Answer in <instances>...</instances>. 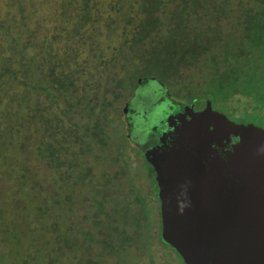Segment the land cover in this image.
<instances>
[{"label": "trees", "instance_id": "obj_1", "mask_svg": "<svg viewBox=\"0 0 264 264\" xmlns=\"http://www.w3.org/2000/svg\"><path fill=\"white\" fill-rule=\"evenodd\" d=\"M45 1L51 4L49 16L38 13L36 0H8L7 6L15 8L10 12L14 19L10 23L9 14L3 17L0 12V103L6 106L0 111V170H7L6 175L15 171L14 184L20 187L16 196L23 197L13 205L19 213L17 222H12L16 224L13 230L0 218L3 245L0 264H7L3 250L8 246L15 247L17 254L26 251L23 264L38 263L34 253L29 252L34 241L24 246L21 241L24 229L19 228L18 222L26 224L28 231L34 230L36 220L39 224L35 231L39 226L47 231L52 229L48 223L51 209L73 202L68 183L86 186L89 182V172L81 169L74 153L72 159L65 156L64 133L69 132L78 143L85 142L82 139L85 133L91 140L107 142L108 113H117L114 105L120 98L127 100L153 83L161 85L171 99L188 105L223 107L229 111L250 105L259 108L264 118V0ZM224 20L231 21L224 25ZM117 66L116 72L124 70V73L120 76L113 73L116 75L111 77V69ZM87 68H92L93 74L100 70L111 77L110 86L100 97L89 96L92 84L83 79ZM41 95L53 103H59L55 97L64 100L67 109L61 113L66 118L52 114ZM70 112L78 114L83 122L74 123ZM78 129L82 133L78 134ZM121 138L128 139L123 134ZM35 146L39 147L38 155L48 160V169L54 171L53 183H64L67 189L64 200L56 196L57 192L50 196L49 186L40 183L44 178L32 180L36 173L25 165L30 158L26 157L24 163L16 162L17 157L25 156ZM118 153L125 157V153ZM143 160L152 177L145 176L147 190L133 186V198L140 208L133 207L132 213L129 207L114 206L111 212H105L107 195H101L100 199L95 198L101 213L95 227L97 235H103L102 240L88 232L84 236L112 252L123 250L133 242L119 228L128 224L129 214L134 219L133 225L141 228L139 217L148 222L151 213H157L153 221L155 233L151 234L150 223L144 226L143 239L149 257L153 260L152 245L157 242L179 264H185L178 252L162 239L155 172L145 155ZM88 185L93 187L91 183ZM92 195L94 198L95 194ZM116 214L119 219L113 218ZM28 215L35 217L31 220ZM62 234L59 236L63 237L66 250L75 255L77 245L68 234ZM135 235L134 239L139 235L137 242L141 232Z\"/></svg>", "mask_w": 264, "mask_h": 264}, {"label": "water", "instance_id": "obj_2", "mask_svg": "<svg viewBox=\"0 0 264 264\" xmlns=\"http://www.w3.org/2000/svg\"><path fill=\"white\" fill-rule=\"evenodd\" d=\"M158 92L143 150L163 241L185 264H264V128Z\"/></svg>", "mask_w": 264, "mask_h": 264}, {"label": "rangeland", "instance_id": "obj_3", "mask_svg": "<svg viewBox=\"0 0 264 264\" xmlns=\"http://www.w3.org/2000/svg\"><path fill=\"white\" fill-rule=\"evenodd\" d=\"M36 1L38 2V5L36 6L38 13L41 11L44 15H48L51 11V4L48 3L49 1H45V3H43L44 0ZM7 3L8 0H0V12L3 17L9 14L7 20L10 23V21L12 22V20H14L12 16L13 13L10 14V12H12L15 8L11 9L7 6ZM230 21L231 20H224L223 24L226 25ZM30 52L31 51L29 50V53ZM110 53L111 51L108 52V54ZM30 56H35V54H30ZM117 70H119L118 66L115 67L114 70L111 69L110 74L118 73L117 75L113 74L111 77L115 75L120 76L124 73V70L116 72ZM93 73L94 70L92 68H87V70L83 73V79L88 80V82H90L89 84H92V87L88 90L89 96L100 97L103 93H105L106 86H110L111 77L100 70L95 74ZM157 86L158 89H163L161 85L157 84ZM145 89L146 90H144V92L147 94H153L157 91L153 83L147 85ZM124 93L126 95L128 94L127 91H124ZM154 96L155 97L152 99L155 102L159 101L160 98L163 97L161 96V92H158ZM55 99H57L59 103H53L52 100L47 99V96L44 97V95H41V100H44L50 107V112L52 114H58L66 118L65 115L61 113L63 110L67 109L65 101L59 100L57 97H55ZM126 103V98H120L114 105V108H117V113H112V111H109L108 113L110 118L108 120L109 127L107 128V131L110 138L107 142L105 139L103 143H99L98 140H95L96 138L91 140V137L85 133L84 138H82L85 142L78 143L75 142L76 138L69 134V132L67 134L64 133V137H66L65 156L72 159L73 156L71 153H74V158L80 162L81 169L89 172V182L87 184L85 183L86 186H83L82 184L81 186H75L72 182L68 183V192L72 196L73 202L61 203L59 206H55L51 209L50 214H48L50 215L48 223L52 228L50 231L43 230L40 226L38 231H35V228L39 224V222H37L38 220L34 221L32 228H35L33 231H28L27 228L29 227L26 224L18 222L19 228L24 229L21 233V241L24 246L27 247L30 241H34V245H30L29 249H31V251L29 252L31 254L34 253L37 257L38 263L32 262V264H179L177 259L168 255V252L161 248L157 242L152 245L154 253L153 260L149 257L150 251H148V245L144 244L143 239L144 231L146 229L144 226L147 223H150L151 234L155 233L156 228L153 225V221L157 217V213L155 215L152 212L148 217V222L139 217L140 222L143 224L141 228H136L133 225L132 220L134 219L129 214L127 218L128 224L125 226L121 225L119 228L125 231L126 236H131V238H133V242L126 245L123 250L116 249L115 252H112L107 250L108 248L105 249L100 247L92 240H87L84 236V234L88 232L91 236H96L100 242L103 237L102 234L97 235L98 229L95 227V221L100 219L99 214H101L96 208L97 204L95 202V198L100 199L101 195H107L105 197L107 203H104L105 212L108 210V212H111L110 209L112 208L113 210L115 208L114 206H118L119 209L122 206L123 209L125 207L131 208L133 213V207L137 206L138 209L140 208V205L135 201V198H133V186L138 189L142 188L147 190L148 185L145 176L148 174L150 175V178L152 177L150 168L146 165V162L144 163V153L143 149L140 148V144H142L145 134L148 133L149 122L151 125L154 123L157 115L156 111L158 109L150 107L151 103H149L148 100L141 99L139 105L141 109L146 111L148 110L149 115H147L146 118L137 119L136 127L133 129V133L131 135L132 139L133 137L135 139L133 141L129 139L125 140L124 138H121L122 134L127 137L131 134L125 123L126 116L122 115ZM164 106L165 105L162 104V107L159 109H163ZM5 107L4 103H0V111ZM216 109L236 123H247L244 121H252L248 123L264 128V118H262V112L259 108L254 106L249 105L244 108L237 106L231 111L223 107H218ZM71 114L73 115L74 123L78 122L80 124L83 122L79 119L78 114ZM239 116L242 118L240 119ZM2 124L7 125L5 122ZM65 128L66 126H64V129ZM91 131L96 132L98 130L92 129ZM80 132L82 133V131L78 129L77 133L80 134ZM40 134L41 133L37 131L36 136L40 138ZM123 141L125 142L122 144ZM0 143H2L1 140ZM83 146L85 148H83ZM38 151L39 147L37 146L29 148V153L27 152L25 156L22 155L17 157L16 162L24 163L26 157L30 158L25 165L31 168L33 174L36 173L32 177V180L34 181L35 178L38 180L39 178L40 181L44 178L46 181L41 180L40 183L49 186V191L51 192L50 196L55 195L52 194V192H57L56 196L64 200V196L66 194L65 192H67L65 185H63L64 183H53L52 177H54V171L52 169H48V160H43L38 155ZM118 151L125 153V157L121 158ZM6 173L7 170H0V218L3 219L6 226L13 230L16 224H12V222H17L19 218V213L17 210L13 209V205L17 200H23V197L16 196V192L20 189V187L16 183L14 184L13 173H15V171L9 172V175H6ZM79 183L81 182L79 181ZM89 183L93 186L92 188L88 185ZM60 185H62L61 188L59 187ZM92 193L95 194L94 198ZM34 202L35 201H33V203ZM38 202L33 204V206ZM25 211L26 210L23 209L24 213ZM121 215L123 214L121 213ZM119 216L120 215L116 214L113 218L119 219ZM28 217L33 220L35 215H28ZM123 218L124 216H122V219ZM100 221H103V219ZM116 223L117 221H115V225ZM55 228L56 231H54ZM62 232L68 234L70 239L73 241V244L77 245L76 247L78 249H76L75 255L66 250L67 247H65L64 239L62 240L63 237L60 238L59 236L63 235ZM136 232H141L140 238L137 242L136 239L139 235L134 239ZM113 238L116 240V243L119 242V238H117V236H113ZM1 242L0 233V252L2 251L1 248L3 246ZM3 251H5L6 254L5 263L23 264L22 262L26 251L17 254V250L13 246H8L7 248H4ZM26 257L27 259L30 258L29 256Z\"/></svg>", "mask_w": 264, "mask_h": 264}, {"label": "flooded vegetation", "instance_id": "obj_4", "mask_svg": "<svg viewBox=\"0 0 264 264\" xmlns=\"http://www.w3.org/2000/svg\"><path fill=\"white\" fill-rule=\"evenodd\" d=\"M147 84V83H146ZM146 87V86H145ZM145 87H143L141 90H137V92L132 96L127 98V103L125 106L128 105V114L125 117V123L128 126V130L130 131V133L133 132V129L136 127V123H137V119L138 118H146L147 115H149L148 110H143L140 107V102L141 99H145L148 100L149 103H151L150 107H153L154 109H159L160 107H162V104H159V101H153L152 98H154L155 94L158 93L159 89L158 86L155 85L154 87L157 89V91H155L156 93H150L147 94L144 92ZM195 105V104H193ZM125 108V107H124ZM205 107H201V109H204ZM151 130V123L149 122V127H148V133L145 134V138L142 141V148H143V142L149 138V131ZM151 133V131H150ZM128 139L130 140V135H128Z\"/></svg>", "mask_w": 264, "mask_h": 264}]
</instances>
